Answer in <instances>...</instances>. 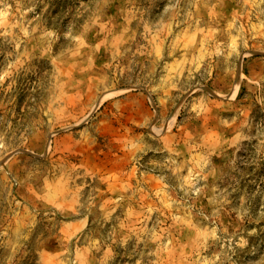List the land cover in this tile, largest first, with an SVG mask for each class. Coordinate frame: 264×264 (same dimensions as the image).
Here are the masks:
<instances>
[{"label":"rangeland","instance_id":"rangeland-1","mask_svg":"<svg viewBox=\"0 0 264 264\" xmlns=\"http://www.w3.org/2000/svg\"><path fill=\"white\" fill-rule=\"evenodd\" d=\"M0 264H264V0H0Z\"/></svg>","mask_w":264,"mask_h":264}]
</instances>
